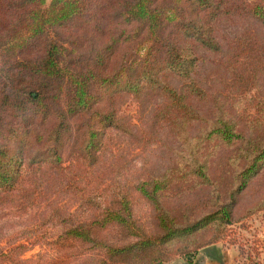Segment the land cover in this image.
<instances>
[{"label":"trees","instance_id":"16d2710c","mask_svg":"<svg viewBox=\"0 0 264 264\" xmlns=\"http://www.w3.org/2000/svg\"><path fill=\"white\" fill-rule=\"evenodd\" d=\"M237 20L249 21L259 31L232 43L228 58L232 71L240 68L238 62L264 66V0H0V54L7 59L21 57L10 71L0 68V205L26 211L44 204L52 210L41 227L22 232L18 244L7 242L0 263L18 258L30 246L48 243L57 250L75 246L76 250L67 252L77 259L72 264H166L168 247L174 242L214 222L218 226L232 223L228 202L188 224H177L162 201L173 180L165 173L121 186L104 201V208L91 210L82 220L56 199L66 192L84 191L79 182L87 187L97 174L107 140L105 131L95 124L118 119L111 100L119 89L134 97L144 87L160 92L167 101L151 117L153 125L186 128L205 121L209 128L197 132L198 140L214 136L228 144L239 138L226 116L227 95L211 94L193 77L196 62L207 60L198 50L214 54L213 59L220 56L219 25ZM67 28L83 34L94 53H78L82 44L68 36L60 38ZM88 38L98 40L99 48ZM129 43L143 53L131 61L138 65L121 64L120 71L126 73L121 86L116 80L120 72L113 73L110 62L121 45ZM35 50L28 56L33 61H26V52ZM168 73L182 78L179 88L165 81ZM194 101L204 102L209 113L201 115ZM35 117L42 123L39 131L32 128ZM196 147L191 151H195L196 169L204 176L205 164L199 162ZM251 152L253 157L239 173L238 189L264 165V146L255 144ZM28 153L32 160L24 159ZM133 193L151 208L158 233L146 234L136 223ZM263 209L264 204L255 212ZM48 227L51 242L46 240ZM112 227L122 231L118 243L101 234ZM224 231L223 237H229V230ZM203 245L193 242L191 248L183 245L176 251L189 259Z\"/></svg>","mask_w":264,"mask_h":264},{"label":"rangeland","instance_id":"374dc122","mask_svg":"<svg viewBox=\"0 0 264 264\" xmlns=\"http://www.w3.org/2000/svg\"><path fill=\"white\" fill-rule=\"evenodd\" d=\"M49 2L50 0H47V3ZM75 30V28L62 30L60 38H63L62 35L68 36L71 40L82 44L78 48V53L85 52L90 55L94 53L90 50V48L94 49L93 45L86 41L83 34L74 33ZM257 31H259L257 27L246 20L222 22L219 25L222 54L213 59L214 54L209 55L199 49V56L207 60L196 62L194 68L197 75L194 74L193 77L201 80L202 85L207 87L211 94H217L219 91L227 95L226 116L235 124L239 138L228 144L214 136L198 140L199 133L206 132L209 128V123L205 121L192 123L186 128L161 126L158 125L159 123L153 125L150 121L151 117L167 101L160 92L144 87L142 92L134 97L129 91L119 89V94L111 100L118 119L111 124H95L97 128H101V131H105L104 138L107 140V145L101 151L97 172L100 174L99 179L94 173L93 178L90 177L91 184L87 187L84 182H79V187L85 188L84 191L79 189L77 194L66 192L60 197L61 200L56 199L57 204L67 207L70 212L76 211L82 220L92 211L96 212L104 208L106 206L104 201L111 193L115 194L121 186L133 183L137 179L161 176L165 173L173 180L164 191L162 201L169 216H173L177 224H188L228 202L231 203L232 209L230 225L218 226V222H214L191 237L170 245L167 251L169 260L166 264H192L196 261L198 253L210 245H217L219 249L234 248L245 264H264V209L255 212L264 204V165L256 169L245 185L238 189L239 173L253 157L252 146L255 144L264 146V66L260 64L255 68L257 62H238L240 68L232 71V62L228 59L232 51L231 47L234 46L232 43L237 38L248 35L252 37ZM87 40L91 41V44L97 43L99 48L98 40L89 38ZM118 52L112 55L114 59L110 65L113 73L120 72L116 77L117 85L124 86L126 73L120 71L121 64L125 67L138 65V62L131 61L140 58L143 50L137 53L133 50V43H129L125 46L121 45ZM26 53L27 55L24 54L26 61H33L28 56L35 54L36 50L34 53ZM119 54L127 62H120ZM20 59V56L7 59L0 54V68L10 71L12 65ZM71 65L77 64L72 62ZM161 74L164 75V71H161ZM181 80L179 76L169 73L165 77V81L174 88L180 87ZM102 95H104L103 90ZM194 102L201 115L209 113V109L206 111L204 109V102ZM84 117L85 115H82L80 120L82 121ZM32 128L36 131L41 130L42 123L39 117L34 118ZM196 146L199 147L197 152L199 162L205 164L202 169L204 176L196 169L195 151H191L196 149ZM24 159L32 160V155L28 153ZM178 177L183 178L175 179ZM101 179L103 182H100ZM231 195L234 197L232 198ZM137 196V193H133L135 199L132 208L136 223L146 234L158 233L151 208ZM51 211V208L44 204L26 211L7 204L0 205V252L6 250L8 241L18 244L17 239L25 230L41 227L40 225L47 221L43 218H47ZM226 228L229 230L227 233L230 234L229 237H223ZM51 232L52 229L48 227L47 242L52 241ZM121 233L120 228L112 227L101 234L108 241L118 243L120 238H123ZM193 242H204L205 245L197 249L189 259L178 255L176 251L178 246L188 245L191 248ZM74 250H76L75 246L57 250L54 245L48 243L37 244L30 246V249L18 258L16 255L12 261L1 263L72 264L77 259L73 260L67 252ZM84 251L80 250V252Z\"/></svg>","mask_w":264,"mask_h":264},{"label":"crops","instance_id":"0c3cea01","mask_svg":"<svg viewBox=\"0 0 264 264\" xmlns=\"http://www.w3.org/2000/svg\"><path fill=\"white\" fill-rule=\"evenodd\" d=\"M234 248L219 249L217 245H210L198 253L192 264H245Z\"/></svg>","mask_w":264,"mask_h":264}]
</instances>
